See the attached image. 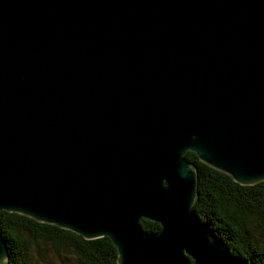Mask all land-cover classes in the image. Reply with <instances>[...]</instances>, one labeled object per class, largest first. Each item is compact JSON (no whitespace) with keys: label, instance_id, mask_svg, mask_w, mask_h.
<instances>
[{"label":"water","instance_id":"obj_1","mask_svg":"<svg viewBox=\"0 0 264 264\" xmlns=\"http://www.w3.org/2000/svg\"><path fill=\"white\" fill-rule=\"evenodd\" d=\"M188 151L264 181V0H0V212L118 264H252L195 216Z\"/></svg>","mask_w":264,"mask_h":264},{"label":"trees","instance_id":"obj_2","mask_svg":"<svg viewBox=\"0 0 264 264\" xmlns=\"http://www.w3.org/2000/svg\"><path fill=\"white\" fill-rule=\"evenodd\" d=\"M185 156L198 169L195 216L208 224L233 256L264 264V181L242 185L202 162L195 152L188 151ZM141 224L146 233L161 230L160 223L149 219ZM0 232L10 264H33L31 246L41 243L65 263L118 264L117 248L106 236L86 239L71 230L5 210L0 212ZM189 261L194 264L191 258Z\"/></svg>","mask_w":264,"mask_h":264},{"label":"rangeland","instance_id":"obj_3","mask_svg":"<svg viewBox=\"0 0 264 264\" xmlns=\"http://www.w3.org/2000/svg\"><path fill=\"white\" fill-rule=\"evenodd\" d=\"M39 249L41 251H38ZM30 255L33 264H72L70 261L65 263L44 243H41L38 247L35 244L32 245Z\"/></svg>","mask_w":264,"mask_h":264}]
</instances>
